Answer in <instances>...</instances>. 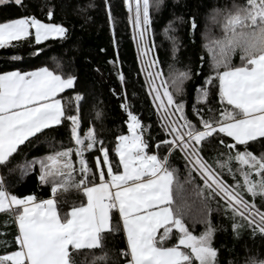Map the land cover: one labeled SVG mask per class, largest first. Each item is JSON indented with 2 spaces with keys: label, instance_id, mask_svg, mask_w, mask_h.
<instances>
[{
  "label": "snow or ice",
  "instance_id": "obj_1",
  "mask_svg": "<svg viewBox=\"0 0 264 264\" xmlns=\"http://www.w3.org/2000/svg\"><path fill=\"white\" fill-rule=\"evenodd\" d=\"M124 3L130 13L134 11L130 22L139 54L138 75L144 77L143 87L159 127L154 135V126L143 124L142 117L134 114L127 94L121 97L128 134L116 136L117 162L110 158L111 150L98 139L94 128L84 130L85 97L78 91L79 76L72 60L54 57L56 70L45 66L0 74V168L10 174L19 169L23 177L38 166L39 182L52 185L54 197L39 202L35 195L17 197L6 190L5 178L0 177V213H11L15 226L14 233L0 232L3 237L13 236L11 241L0 239V264H77L74 254L78 250L103 252L107 235L114 231V220L115 230L122 222L127 238V249L121 253L127 264H220L213 241L222 229L213 222L214 214L222 213L231 222L234 236L239 237L247 227L253 237L264 240V151L257 156L249 150L254 145L264 150V0H243L214 11L222 37L205 45L211 58L206 75L203 58L199 71L191 67L179 70L170 64L165 75L163 62L155 55L159 49L152 39L151 15V9L159 8L162 0H135L134 9L131 0ZM9 4L27 9L25 0H0V6ZM105 9L114 26L109 0H105ZM47 16L54 17L53 8H48ZM178 19L192 34L199 30L195 16ZM175 31L169 22L163 33L172 42L173 58L179 47ZM69 35L62 24L25 15L0 22V49L15 48L13 42L28 41L34 47L49 39L67 41ZM237 53L241 64L234 66L232 58ZM41 54L39 49L34 53L37 58ZM11 59L22 57L13 55ZM109 63L114 69L119 65L118 60ZM117 74L126 89V74ZM200 75L205 78L194 85L196 104L189 115L182 98L185 82ZM214 89L219 99L215 107L209 99ZM69 91L75 93L68 101H75L74 110L62 103ZM95 115L102 123L101 111ZM60 128L68 130L73 147L62 145L54 154L10 167L22 146L37 144L39 150L41 137ZM210 149L219 150L224 159L210 164L206 155ZM93 152L94 164L90 165L88 157ZM177 153L186 173L183 184L178 182V169L172 162ZM232 161L238 166L235 171ZM185 186L194 194L192 203L183 196L174 198V188L184 190ZM71 187L82 190L87 203L61 216L55 197L61 189ZM185 217L202 223L204 231L194 235ZM170 237L176 243L166 246ZM246 264H264V260L250 258Z\"/></svg>",
  "mask_w": 264,
  "mask_h": 264
},
{
  "label": "trees",
  "instance_id": "obj_2",
  "mask_svg": "<svg viewBox=\"0 0 264 264\" xmlns=\"http://www.w3.org/2000/svg\"><path fill=\"white\" fill-rule=\"evenodd\" d=\"M234 2L239 4L243 0H162L159 8L151 9L152 24L155 30L152 39L159 49L155 55L163 62L162 68L165 75L168 73L170 64L179 70H187L191 67L199 71L201 58L204 60V74H208L211 58L205 45L210 46L213 40L222 37V25L218 19H213L214 11L226 5L231 6ZM25 3L26 10L17 8L14 4L0 6V22L21 18L25 15H34L43 23L62 24L68 28L70 30L69 39L67 41L49 39L34 47L28 41L13 42L16 44L15 48L0 49V74L12 70L31 71L45 66L50 70H56L57 61L53 60L54 57L64 61L72 60L73 71L79 76L78 91L85 97L82 104L84 130L89 127L94 128L98 139L102 140L111 150L110 158L118 162L114 152L116 136L127 133V113L120 107L121 97L125 94L135 110L134 114L142 117L143 124H152L155 135V129L159 127L156 123L157 116L155 109L151 106L152 101L147 96V90L143 87L144 77L138 75L140 72L139 54L130 22L131 14L124 0H109L115 21L114 26L109 24L105 0H25ZM49 7L54 10L52 19L47 16ZM191 16H195L199 24V30L195 34H192L187 25L182 24L178 19L183 17L187 21ZM169 22H172V26L176 29L174 35L178 38L179 47L175 58L172 55V42L163 34ZM37 49L44 53L38 58L34 55ZM13 55H19L22 59L12 60ZM113 60L119 61L116 69L113 68L112 63H109ZM232 62L234 66L241 64L238 53L233 56ZM119 71L126 74L128 85L126 89L118 79ZM204 78V75H200L193 81L185 82V93L182 98L189 115L196 104L197 93L194 85L201 84ZM216 91L214 89L209 97L214 107L219 104ZM113 92L116 95H113ZM73 95L75 93L69 91L63 97L62 103L65 104L66 109H75V101L71 104L68 102L69 97ZM96 111H101L102 123L96 119ZM38 145L39 150H37V144L22 146L23 150L15 157L10 167L16 168L17 164H24L37 157L54 154L62 150V145L64 148L73 147L66 128H60L58 132L50 133L48 137H41ZM249 150L257 156L264 151L258 145H254ZM85 155L87 156V153ZM95 155L93 152V155L88 157L90 165L94 164ZM206 155L210 157L209 163L213 165L217 163V160L224 159L217 149H210ZM172 162L173 167L178 169V182L183 184L186 173L179 153L172 157ZM231 163L235 171L238 166L235 161ZM75 166L79 168L78 165ZM115 166L114 163L113 167ZM38 175V166L23 177L19 169L10 174L7 169L0 168V177L5 178V188L10 194L20 198L35 195L37 200L54 198L51 193L52 185H42L38 180ZM76 176H79L78 171ZM89 177H91V172ZM227 179L232 180V177L228 176ZM237 179H240L242 183L239 172H237ZM173 195L174 198L183 196L188 203H192L194 198L190 186H185L184 190L174 188ZM55 198L61 216H64L72 207L82 206L86 202L82 190L74 187L67 191L61 189ZM256 202L260 204L259 198ZM261 211H264V208H261ZM185 219L194 235H199L204 231L202 223H193L190 217H185ZM212 219L222 229L215 234L213 241L214 247L219 250L220 264H229V261L246 264L250 258L264 260V240L259 236L253 237L249 228H244L239 237H236L233 235L231 222L222 213L214 214ZM12 220L11 213H0V232L14 233L15 226ZM115 226L116 221L114 220V231L107 235L103 252L99 249L78 250L74 254L77 264H125L127 261L121 253L127 249V245L122 224L120 222L119 230H115ZM0 239L11 241L13 236H0ZM174 243H176L175 239L170 237L166 246H172ZM2 252L3 248H0V253ZM102 256L105 258L101 259Z\"/></svg>",
  "mask_w": 264,
  "mask_h": 264
},
{
  "label": "crops",
  "instance_id": "obj_3",
  "mask_svg": "<svg viewBox=\"0 0 264 264\" xmlns=\"http://www.w3.org/2000/svg\"><path fill=\"white\" fill-rule=\"evenodd\" d=\"M17 19V18H16ZM13 20V19H12ZM9 21H11V20H7V21H4V22H9ZM38 69V68H37ZM34 70H36V69H34ZM34 70H31V71H34ZM12 71H16V70H12ZM4 73V72H3ZM3 73H1V74H3ZM128 133H126V134H124V135H127ZM107 171V170H106ZM50 198H52V197H48V198H45V199H50ZM85 199H86V202H85V204L84 205H86V203H87V198L85 197ZM41 200H44V199H41ZM41 200H37L38 202L39 201H41ZM121 224H122V222H121ZM123 227V226H122ZM163 231V229H161V232ZM124 237H125V240H126V245H127V238H126V235L124 234ZM129 259H130V257H129ZM125 264H127V262L125 263Z\"/></svg>",
  "mask_w": 264,
  "mask_h": 264
},
{
  "label": "rangeland",
  "instance_id": "obj_4",
  "mask_svg": "<svg viewBox=\"0 0 264 264\" xmlns=\"http://www.w3.org/2000/svg\"><path fill=\"white\" fill-rule=\"evenodd\" d=\"M131 4H132V7L134 9V7H135V0H131ZM130 14H131V17H134V11L132 13H130ZM133 33H134V31H133Z\"/></svg>",
  "mask_w": 264,
  "mask_h": 264
}]
</instances>
